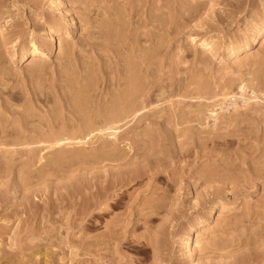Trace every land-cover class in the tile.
<instances>
[{"label": "rangeland", "instance_id": "374dc122", "mask_svg": "<svg viewBox=\"0 0 264 264\" xmlns=\"http://www.w3.org/2000/svg\"><path fill=\"white\" fill-rule=\"evenodd\" d=\"M263 25L264 0H0V264H264Z\"/></svg>", "mask_w": 264, "mask_h": 264}, {"label": "bare ground", "instance_id": "6f19581e", "mask_svg": "<svg viewBox=\"0 0 264 264\" xmlns=\"http://www.w3.org/2000/svg\"><path fill=\"white\" fill-rule=\"evenodd\" d=\"M80 1V0H79ZM77 13V12H76ZM105 14V13H104ZM108 16V15H107ZM112 16V15H111ZM107 19V18H106ZM50 29V28H49ZM52 29V28H51ZM264 31V25L262 26V27H260L259 29H258V31L256 32V36H258V35H260L262 32ZM52 32V31H51ZM111 34V33H110ZM113 34V33H112ZM98 36V35H97ZM115 38H113V40H114ZM124 39V38H123ZM117 40V39H116ZM118 40H119V38H118ZM190 40H191V42H192V44H195V43H200L201 45H202V47L205 49V50H207V51H210V48H209V46L207 45V41L205 42V40H203V39H198L197 37H190ZM101 41H104V40H101ZM115 41V40H114ZM124 41V40H123ZM93 42V41H92ZM107 42V41H106ZM113 42V41H112ZM119 42H121V40H119ZM137 42V41H136ZM99 44V43H98ZM102 44V43H101ZM133 44V43H132ZM135 45V44H134ZM118 46V45H117ZM120 46V45H119ZM123 46V45H122ZM133 48V47H132ZM30 49L32 50V53L33 54H35V53H38V55H40V57H44L45 55H44V53L43 52H39V49H38V47L34 44V43H32L31 45H30ZM137 49V48H136ZM63 50H65V48L63 49V46H62V43H58V51L59 52H63ZM135 50V49H134ZM133 51V50H132ZM134 53V52H133ZM129 54V53H128ZM124 57V56H123ZM126 57V56H125ZM24 58H25V55L23 54V56L21 57V60H24ZM110 58V57H109ZM112 59V58H111ZM126 59V58H125ZM138 59V58H137ZM141 59V58H140ZM245 58H243V57H235L234 59H233V62H232V64H234L235 66L236 65H238L239 64V66H240V63L242 62V60L243 61H245L244 60ZM118 60H120V59H118ZM128 60V59H127ZM126 60V61H127ZM33 61V60H32ZM126 61H125V63H126ZM132 61H133V59H132ZM141 61V60H140ZM115 62V61H114ZM118 62H120V61H118ZM122 62V61H121ZM130 62V61H129ZM128 62V63H129ZM136 62H139L138 60L136 61ZM131 64L133 63V62H130ZM127 64V63H126ZM136 64V63H135ZM120 65H121V67H122V63H120ZM116 67V66H115ZM120 67V68H121ZM130 67H132V66H130ZM147 67L148 66H146V69H145V71L146 70H148L147 69ZM126 68V67H125ZM128 68V67H127ZM135 68V67H134ZM152 68V67H151ZM132 69V68H131ZM136 69H137V67H136ZM141 70V69H140ZM120 71H122V69L120 70ZM135 71V70H134ZM142 71V70H141ZM141 71H140V73H141ZM143 72V71H142ZM121 73V72H120ZM139 73V74H140ZM128 74V73H127ZM129 74H131L130 72H129ZM97 75V74H96ZM121 75V74H120ZM131 76V75H130ZM84 78V77H83ZM140 79V78H139ZM118 80V79H117ZM131 80H133V79H131ZM130 81V80H129ZM259 81H260V79H259ZM87 82V81H86ZM117 82V81H116ZM88 83V82H87ZM90 83H92V82H90ZM90 83H89V85H90ZM119 83V82H118ZM260 83V82H259ZM97 84H99V83H97ZM114 84V83H113ZM262 84L263 83H261V86H262ZM91 85H93V83L91 84ZM118 85V84H117ZM118 86H120V85H118ZM259 86H260V84H259ZM91 87V86H90ZM117 87V86H116ZM118 88V87H117ZM122 88V87H121ZM142 88V87H141ZM262 88V87H261ZM75 89V88H74ZM239 91H240V93H241V95H240V93L238 94V97L239 98H241V102H242V104L243 105H247L246 107H248V103H249V105H251L250 104V102L249 101H253V103H255V101H256V103L258 102L257 100H258V96H257V94L254 92V91H252V92H250L252 95H253V97H252V95H251V97H252V99H249V98H246V97H244L245 95H244V92H245V87L244 86H240L239 88ZM263 89V88H262ZM81 90V89H80ZM141 90V89H140ZM74 91V90H73ZM234 90H232V92H233ZM121 92H123V91H121ZM121 92H120V94H121ZM138 91H137V88H136V86H131V88H130V91H129V93H127V94H125L124 96V98L122 97V98H120L121 99V104H122V106H124V113L122 114V115H119V114H117L116 116H113V114H112V116L113 117H111L108 121H107V124H106V126L108 127V125H109V127L108 128H104V129H101V130H99V132L98 133H100V132H104V131H112V133H114V135L117 133V131H116V126L114 127L113 125H116V124H119V122L122 120H124V119H127L128 117H129V115L131 116V115H134L135 114V112H137V110H139V111H141L140 110V108L138 107L137 108V106H136V101H137V99H140L141 97H143L144 95L141 93V95L140 94H138L137 93ZM226 92H228V91H226ZM226 92L225 91H222V93L221 94H223V93H225L226 94ZM231 92V91H230ZM247 92V91H246ZM92 94V93H91ZM90 94V95H91ZM261 94V93H260ZM11 95H14V93L13 94H11ZM10 95V96H11ZM75 95V94H74ZM147 95V94H146ZM220 95V94H219ZM224 95V94H223ZM231 95V97L230 98H228L229 99V101H233L231 104H230V106H234L233 108L235 109L237 106L235 105V104H233L234 102H235V95H232V94H230ZM240 95V96H239ZM262 95V94H261ZM264 95V94H263ZM81 96H83V95H81ZM145 97V96H144ZM148 97V96H147ZM12 98V97H11ZM225 98H226V95H225ZM224 98V100H227V99H225ZM184 99V98H183ZM231 99V100H230ZM147 100H148V98H147ZM215 100V99H214ZM224 100H222V101H224ZM236 100H237V98H236ZM264 100V99H263ZM81 101V100H80ZM104 101H105V99H104ZM143 101V100H142ZM239 101V102H240ZM252 101H251V103H252ZM260 101H262V100H260ZM143 103V102H142ZM222 103V102H221ZM237 103H238V101H237ZM255 103V104H256ZM261 103V102H260ZM264 103V102H263ZM143 104H146V103H143ZM223 104V103H222ZM221 104V105H222ZM226 104V103H225ZM115 105V104H114ZM146 105H148V104H146ZM224 105V104H223ZM227 105V104H226ZM82 106V105H81ZM227 106H229V105H227ZM226 106V107H227ZM229 106V107H230ZM83 107H84V105H83ZM100 107V106H99ZM147 107V106H146ZM225 107V106H224ZM225 107V108H226ZM228 107V108H229ZM251 107V106H250ZM80 108V107H79ZM98 108V107H97ZM238 108H239V106H238ZM252 108V107H251ZM253 108H254V106H253ZM120 109V108H119ZM223 109V108H222ZM99 110V109H98ZM145 110V109H144ZM228 110V109H227ZM237 110V109H236ZM118 111H120V110H118ZM118 111H114V113H118ZM138 111V112H139ZM79 112V111H78ZM81 112V111H80ZM105 112V111H104ZM113 112V111H112ZM147 112V111H146ZM99 113V112H98ZM141 113V112H140ZM109 114V113H108ZM125 114V115H124ZM137 114H139V113H137ZM136 114V115H137ZM216 114V113H215ZM119 115V116H118ZM124 115V116H123ZM211 115V114H210ZM110 116H111V114H110ZM123 116V117H122ZM142 116H143V114H142ZM141 116V117H142ZM217 116V115H216ZM107 117H109V116H107ZM122 117V118H121ZM98 118V117H97ZM180 118V117H179ZM216 118V117H215ZM217 119V118H216ZM99 120V119H98ZM134 120V119H133ZM121 121V122H122ZM125 122H126V120H124ZM123 121V122H124ZM25 122V121H24ZM100 122H102V120L100 121ZM120 122V123H121ZM122 125V124H121ZM110 126H113L114 128H112V127H110ZM118 126V125H117ZM86 127V126H85ZM119 127V126H118ZM85 129H89V128H85ZM49 131L51 132L52 130H50V127H49ZM48 131V132H49ZM92 131H94V129L92 130ZM79 132V131H78ZM78 132H77V135H78ZM118 132H120V131H118ZM58 133V132H57ZM76 133V132H75ZM82 133V132H81ZM95 133V132H94ZM89 134H91V132L89 133ZM88 134V135H89ZM93 134V133H92ZM42 135V134H41ZM68 135H70V134H68ZM82 135V134H81ZM97 135V134H96ZM63 136V135H62ZM62 136H60V137H62ZM94 136V135H93ZM113 137V135H109V137ZM57 137V136H56ZM66 137V136H65ZM81 137V136H80ZM96 137V136H95ZM94 137V138H95ZM115 137V136H114ZM42 138H44V137H42ZM66 139V138H65ZM47 141V140H46ZM64 141L66 142V140H57V141H54V143H52V141H51V143L52 144H54L55 146H61L63 143H64ZM50 143V142H49ZM76 143H78V142H76ZM130 150V149H129ZM37 152V150L35 151V153ZM34 153V152H33ZM133 154V153H132ZM137 155V154H136ZM39 157V156H38ZM131 157H133V155L131 156ZM135 158V157H134ZM139 159V158H138ZM140 159H141V157H140ZM111 160V159H110ZM109 160V161H110ZM116 160V159H115ZM131 160V159H130ZM114 161V160H113ZM124 161H126V160H124ZM134 161V160H133ZM111 162V161H110ZM130 162H132V161H130ZM129 164V163H128ZM123 165V164H122ZM130 165V164H129ZM96 177V176H95ZM137 177L133 174V175H131L130 177H128L127 178V180H119L118 181V183L117 184H119V185H121V186H126L127 187V185L130 183V182H132V181H134L135 179H136ZM222 178V177H221ZM205 179V178H204ZM206 180V179H205ZM117 182V181H116ZM119 185H117V186H119ZM115 186V185H114ZM118 190V189H117ZM120 190H121V188H120ZM113 192V191H112ZM110 195V194H109ZM122 195V194H121ZM119 197V196H118ZM118 197H117V199H118ZM116 199V200H117ZM112 200H114V199H112ZM115 201V200H114ZM107 202V201H106ZM103 203V201L102 200H98L97 201V205L99 206V205H101ZM119 204V202H115V205H114V207H116L117 205ZM107 206H108V204H107ZM153 207V206H152ZM155 207V206H154ZM113 208V207H112ZM108 209V208H107ZM150 209V208H149ZM154 209V208H153ZM158 209V208H157ZM157 209H154V212L157 210ZM104 210H105V208H104ZM104 210H100V211H104ZM222 210V209H221ZM105 211H107V210H105ZM104 211V212H105ZM151 211V210H150ZM153 211V210H152ZM158 211V210H157ZM103 213V212H102ZM151 215V214H150ZM96 217H101L99 214H96ZM118 241V240H117ZM152 243V242H151Z\"/></svg>", "mask_w": 264, "mask_h": 264}]
</instances>
